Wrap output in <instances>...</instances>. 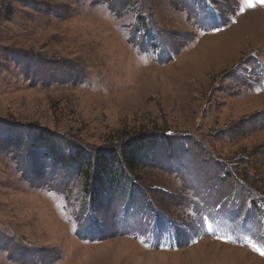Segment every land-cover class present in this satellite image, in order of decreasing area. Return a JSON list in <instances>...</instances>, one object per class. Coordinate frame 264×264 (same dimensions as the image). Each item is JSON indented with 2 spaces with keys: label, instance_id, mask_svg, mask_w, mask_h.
I'll return each mask as SVG.
<instances>
[{
  "label": "rangeland",
  "instance_id": "374dc122",
  "mask_svg": "<svg viewBox=\"0 0 264 264\" xmlns=\"http://www.w3.org/2000/svg\"><path fill=\"white\" fill-rule=\"evenodd\" d=\"M0 264H264V0H0Z\"/></svg>",
  "mask_w": 264,
  "mask_h": 264
},
{
  "label": "trees",
  "instance_id": "16d2710c",
  "mask_svg": "<svg viewBox=\"0 0 264 264\" xmlns=\"http://www.w3.org/2000/svg\"><path fill=\"white\" fill-rule=\"evenodd\" d=\"M153 141L148 140L147 137L139 136V138L133 139L128 143H124L121 147L113 150L110 155L106 157V163L102 165L101 175L99 176V182L104 186L105 183L108 181V175H113V173H118L119 169H123L124 174H127L128 169H124L123 167L130 168L132 171L138 166V160L142 156V153H146L147 150L153 146ZM123 164V166L118 167L116 170L117 165ZM125 174V175H126ZM103 192V191H102ZM104 193V192H103ZM101 192L99 193V195ZM98 197V195H97Z\"/></svg>",
  "mask_w": 264,
  "mask_h": 264
}]
</instances>
